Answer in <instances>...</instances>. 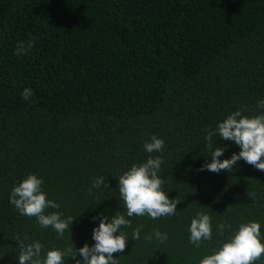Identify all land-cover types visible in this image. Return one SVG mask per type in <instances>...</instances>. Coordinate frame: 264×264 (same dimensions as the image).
<instances>
[{"label": "trees", "instance_id": "16d2710c", "mask_svg": "<svg viewBox=\"0 0 264 264\" xmlns=\"http://www.w3.org/2000/svg\"><path fill=\"white\" fill-rule=\"evenodd\" d=\"M30 40V51L14 54ZM262 99L264 0H0V264H19L21 241L75 264L68 250L91 247L99 217L117 213L131 220L121 228L126 249L113 254L118 264H199L250 221L264 243V172L243 160L229 172L200 170L211 162L207 131L235 111L264 114ZM152 135L162 152L144 150ZM212 142L225 148L221 160L240 151L215 135ZM150 155L162 157V190L180 203L175 215L129 218L116 178ZM29 174L60 205L44 214L74 219L62 238L9 203ZM101 176L108 188L90 192ZM197 212L212 227L199 247L188 231Z\"/></svg>", "mask_w": 264, "mask_h": 264}, {"label": "clouds", "instance_id": "9594fccd", "mask_svg": "<svg viewBox=\"0 0 264 264\" xmlns=\"http://www.w3.org/2000/svg\"><path fill=\"white\" fill-rule=\"evenodd\" d=\"M34 44V40H30L27 44L18 43L14 54L24 55L34 47ZM21 95L25 101H28L33 95V90L25 88ZM257 108L264 110V99L258 101ZM214 135L222 140L233 142L240 151L233 153L230 159H218L223 156L225 148L214 146L212 142ZM204 139L211 152V162L208 163L205 160L201 171L229 172L234 169L238 161L243 160L264 172V159H262L264 157V114L248 117L242 115L241 111H235L219 122L215 130H208ZM164 146V141L156 135H152L150 142L145 141L143 145L144 150L149 154L162 152ZM162 163V157L150 155L146 162L139 165L133 164L116 178L118 192L124 202L127 217L147 215L152 219H158L176 214V206L180 202L175 199L170 200L167 193L162 190L164 180L158 175ZM42 184V179L29 174L12 188L9 203L21 215L35 217L41 228L51 227L57 236L62 238L66 231L70 233V226L74 219L62 218L61 212L44 214L45 209H59L60 205L46 198V193L42 191ZM101 186L108 188L107 181L102 176L96 177L89 191L91 192L92 188L101 189ZM122 227H131V220L126 219L124 215L117 213L111 217L100 216L99 224L92 229L91 234V239L95 243L91 247L85 243L83 247L74 251L69 249L68 252L72 253L69 258L74 260L75 264H118L113 254L124 252L128 242L126 233L121 231ZM225 227L223 223L218 224V232L223 234ZM227 227L231 228V225ZM140 231L141 227L133 229V240L140 238ZM188 231L190 243L199 247L202 241L212 238L211 217L197 212L195 218L191 220ZM153 236L161 242L168 239L166 233L158 230L153 232ZM153 236H145V239L151 241ZM19 247L17 256L19 264H65L66 253L57 249L46 251L42 258L44 246L38 241L30 244L21 241ZM77 255L82 260H77ZM262 255H264V243H261L260 224L250 221L240 224L238 230H233L226 242H223L212 254L200 259L199 264H254Z\"/></svg>", "mask_w": 264, "mask_h": 264}]
</instances>
